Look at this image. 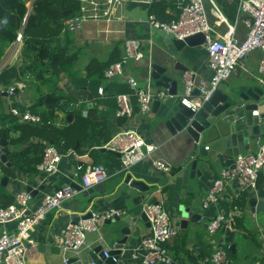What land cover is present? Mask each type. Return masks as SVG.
I'll return each mask as SVG.
<instances>
[{
	"label": "crops",
	"instance_id": "crops-1",
	"mask_svg": "<svg viewBox=\"0 0 264 264\" xmlns=\"http://www.w3.org/2000/svg\"><path fill=\"white\" fill-rule=\"evenodd\" d=\"M214 1L220 7L226 21L235 26V36L243 38L246 32L243 23L245 14L239 11L240 0ZM98 2L101 4L100 8L105 7V0H98ZM183 2L185 0H130L116 3L110 7L109 17L99 18H92L93 11L88 9L85 12L86 20L82 27L69 33L73 41L72 50L76 53L71 76L62 74L55 84L16 82L12 86L14 88L12 93L0 88V91L7 93L1 94L0 110L11 114V108L17 109L19 115H11L19 123L40 124L42 122L40 115L31 112L29 107L36 103L41 94L58 92L72 96L73 101L68 107L80 110L82 115H86L88 108L95 107L97 112L94 117L98 121L105 122L110 138L122 130L135 129L146 144L154 146V150L148 157L126 170L121 169L119 157L108 149L103 150L102 147L95 155L88 150L78 153L70 147L64 153L72 150L77 153V156L70 154L62 157L58 173L46 179L45 182H41L43 173L37 169L34 174L27 175L12 168L14 174L10 176L0 169V178H7L3 186L13 198L10 204L15 202L14 194L17 191L30 186L34 192V200L30 204L32 208L37 205L44 192L51 191L56 186L67 182L72 183V173L78 164L83 166L101 164L109 171L107 180L91 187L92 191L86 196L80 192L71 200L65 201L62 210H53L52 218L48 220L47 216V220L32 233V244H28L27 248V264H62L63 257H67L71 264H87L85 253L100 243L106 242L111 245L113 241L107 233L117 226L116 223H104L97 230L87 232L86 247L82 248L78 254L60 250L56 245V237L68 221H73L88 211L102 212L114 208L121 210L124 215L140 212L143 199L138 204L134 203V198L140 196V193L125 182L128 174L133 179L143 180L146 184L152 185L150 192L154 191L155 198L164 203L173 224L178 229L177 235L168 243L171 264H211L205 259L214 252L216 247L223 246L229 249L231 244L235 245V249L234 253L229 255L230 264H264L263 176L257 181L254 189L236 193L235 185L232 184V187L222 194L218 203L208 208L202 207V200L212 181L223 168L230 165L235 154L254 151L264 138L245 142L242 149L236 141L232 142L231 146L226 140L215 146L211 141L206 140L203 145L204 149L205 146L209 147L205 149L207 155L199 156L203 160L199 166L201 174L195 175V178H188L185 183L182 179L181 163L183 157L192 149L191 141L184 140L180 135H171L164 125L159 124V117L156 111L152 112L151 104L149 112L141 115L135 91L127 82V74L134 76L138 82L145 80L147 73L145 65L148 64L146 58L150 62L160 64L170 59L174 62L178 59L197 77L209 79L211 72L208 68L206 47L188 48L187 59L171 56L163 34L150 24V18L158 21L176 19ZM205 7L208 11L207 1H205ZM212 26L214 37H219L226 29L224 24H212ZM128 38L137 40L145 59L140 62L129 61L125 66L126 73L122 76L105 78L104 70L122 58L124 41ZM20 45L21 41L16 46L12 44L5 62L12 64L18 60ZM262 56L263 53L260 50L250 52L237 67L236 72L219 84L218 89L224 93H230L251 87L261 88L257 79V68ZM180 92H183V83ZM119 94H126L128 97L131 108L129 117L116 114V96ZM26 111L37 116L39 121L24 122L20 115ZM58 115L56 124L63 125L65 114L59 111ZM33 143H41L43 148L52 145L42 138L31 136L23 142L21 147ZM7 146L8 151L14 148L8 142ZM15 150L19 148L16 147ZM112 157L117 158L118 164L109 168ZM156 159L167 164L170 172L155 169L152 166V160ZM2 163L11 167L9 162ZM172 170L175 171L172 172ZM180 206L199 214V219L191 222L186 218L184 219L186 225L181 226ZM219 211L228 217V223L214 234H209L207 224ZM14 226V223H7L2 228L11 231ZM150 234V226L140 224L139 236L129 237L124 247L129 252ZM124 258L128 259V264H139L137 260H132L128 253Z\"/></svg>",
	"mask_w": 264,
	"mask_h": 264
},
{
	"label": "built area",
	"instance_id": "built-area-1",
	"mask_svg": "<svg viewBox=\"0 0 264 264\" xmlns=\"http://www.w3.org/2000/svg\"><path fill=\"white\" fill-rule=\"evenodd\" d=\"M130 0H105V7L98 0H81L77 14L66 18L63 22L62 32H73L82 27L86 20L85 12L92 9V18L109 17L110 7L116 3ZM205 1L209 3V13L214 18L210 21L206 16ZM240 13L245 14L243 23L246 32L243 38L235 36V26L226 21L220 7L214 0H185L180 6L179 15L170 21H158L150 18V24L161 32L172 34L176 39H184L190 35L202 33L205 36L208 68L211 72L209 79L197 77L191 70H186L182 75L183 92L181 103L192 109H198L201 104L209 99L219 84L233 75L237 67L242 64L246 56L260 50L263 56L258 64V81L264 87V0H240ZM212 24H224L226 29L219 36H213ZM212 32V34H210ZM21 41L18 34L16 44ZM145 59L137 40L128 38L124 41V54L122 58L110 64L103 72L105 78L122 76L125 66L129 61L140 62ZM147 63L149 59L146 58ZM129 86L135 91L139 104V113L146 114L150 110L154 93L149 82L145 87H138V81L134 76L126 75ZM13 87L6 91L12 93ZM197 90L195 95L193 92ZM101 91V90H100ZM161 94V93H160ZM157 94V95H160ZM117 116H131V108L126 94L116 96ZM10 113L19 115L17 109L11 108ZM253 111V114H257ZM24 122H38L39 118L28 111L20 115ZM119 154L121 169L126 170L139 163L154 150L153 145L144 142L142 136L135 129H125L114 134L106 144L102 146ZM209 147L205 146L207 150ZM77 153L68 150L59 152L55 146L47 145L43 150L41 161L36 169L42 172L41 182L54 176L59 171L62 157ZM152 166L160 171L169 173L170 167L161 160H152ZM264 177V139L254 151L236 153L233 161L223 168L214 178L202 200V207L208 208L219 202L222 194L232 184L236 193L254 189L260 177ZM109 177L108 170L101 164H78L72 173V183H65L51 191L44 192L37 205L31 207L34 195L26 189H21L14 194V203L5 207L0 206V264H27L28 244H32L31 235L43 223L48 212L60 211L63 203L71 200L83 190H87ZM74 184L79 187H75ZM154 191L148 192L142 200V212L150 223L151 234L144 237L141 242L129 250L123 247L117 260H121L129 254L132 260L139 264H171L168 243L173 239L178 229L173 224L164 203L154 196ZM85 214V213H84ZM78 216L76 223L68 221L56 237V245L60 250L78 254L86 247V233L95 231L104 222L114 216H120L123 212L119 209H108L102 212H91L89 218ZM7 223H14L11 231L3 229ZM228 217L219 211L207 224V232L214 234L227 225ZM105 256L106 253H104ZM205 260L211 264H230L228 251L223 246H217L213 253ZM62 264H71L67 257H63Z\"/></svg>",
	"mask_w": 264,
	"mask_h": 264
},
{
	"label": "trees",
	"instance_id": "trees-1",
	"mask_svg": "<svg viewBox=\"0 0 264 264\" xmlns=\"http://www.w3.org/2000/svg\"><path fill=\"white\" fill-rule=\"evenodd\" d=\"M79 6V0H0V63L6 50L21 34L18 60L0 67V88L7 90L16 82L55 84L62 74H73L76 53L72 50L70 32H62V27L66 18L78 13ZM72 101V96L58 92L41 94L29 107L31 112L40 115V124L19 123L14 116L0 110V138L4 136L14 146L5 156L11 167L0 161V169L7 176L14 174L12 168L27 175L36 172V165L43 156V145L33 143L21 147L31 136L46 140L59 152L70 147L78 153L88 150L95 155L100 152L110 138L105 122L95 119V107L88 108L86 115L76 108H69ZM59 111L65 114L63 125L56 124ZM16 147L19 150H15ZM117 164V158L112 157L108 167ZM12 202V196L0 183L1 207ZM53 212H48L45 220L47 216L48 220L51 219ZM227 251L231 255L228 248Z\"/></svg>",
	"mask_w": 264,
	"mask_h": 264
},
{
	"label": "water",
	"instance_id": "water-1",
	"mask_svg": "<svg viewBox=\"0 0 264 264\" xmlns=\"http://www.w3.org/2000/svg\"><path fill=\"white\" fill-rule=\"evenodd\" d=\"M30 7L31 1L28 3V9ZM205 13L207 18L212 21L211 14L208 11ZM27 16L28 14L26 18ZM161 33L166 39L171 56H178L180 59L188 58V48L206 47L205 36L202 33L193 34L184 39H176L172 34ZM2 65L3 61H1L0 67ZM145 67L147 72L145 80L139 82L138 87H145L148 81L156 93L152 96L151 110L152 112L156 111L155 113L159 117L158 123L164 125L171 135H180L184 140L189 139L191 141L192 149L183 157L181 163L182 179L185 183L188 178H195V175L200 176L201 174L199 166L203 160L199 156L205 157L207 155L203 145L206 140L211 141L215 146L225 140L231 146V143L236 141L242 149L245 142L264 138V89L262 87H251L247 90L230 93H224L217 88L198 109L192 110L181 103L182 93L180 92L183 83L182 75L188 70V66H184L178 59L175 62L170 59L163 64L149 60ZM193 93L196 95L197 90ZM0 94L6 95L7 93L0 91ZM253 111L258 113L253 114ZM103 150L107 149L103 148ZM7 151V141L2 136L0 138V159L2 162H6L5 153ZM112 153L119 157L117 152ZM6 179V177L0 178L2 185L5 184ZM125 182L140 193V196L134 198L136 204L152 188L151 184H146L143 180L133 179L129 174L126 175ZM74 186L79 187L76 184ZM26 190L30 191L32 195L34 194L30 186L26 187ZM91 191L92 188H88L83 190L82 194L86 196ZM179 210L182 217L181 226L186 225V220H184L186 218L194 222L200 217L199 214L190 211L187 207L180 206ZM90 216L91 211H88L82 218H89ZM77 220L78 217L73 222L76 223ZM104 223L117 224L107 233L113 242L111 245L106 242L100 243L85 253L87 264H128L127 258L117 260L121 249L127 244L129 237L139 236L140 224H144L146 227L150 226L147 217L140 211L134 215L114 216ZM229 249L233 254L235 245L231 244Z\"/></svg>",
	"mask_w": 264,
	"mask_h": 264
},
{
	"label": "rangeland",
	"instance_id": "rangeland-1",
	"mask_svg": "<svg viewBox=\"0 0 264 264\" xmlns=\"http://www.w3.org/2000/svg\"><path fill=\"white\" fill-rule=\"evenodd\" d=\"M12 46V45H11ZM11 46L6 50V52H5V55L3 56V59H2V61H3V65H5V64H9L8 62H5L4 60L6 59V57H7V55H8V50L11 48ZM2 65V66H3Z\"/></svg>",
	"mask_w": 264,
	"mask_h": 264
}]
</instances>
